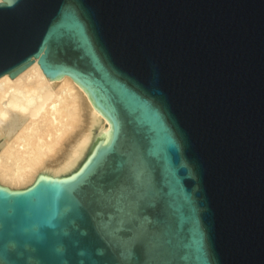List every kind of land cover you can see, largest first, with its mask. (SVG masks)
I'll list each match as a JSON object with an SVG mask.
<instances>
[{"label":"water","instance_id":"water-1","mask_svg":"<svg viewBox=\"0 0 264 264\" xmlns=\"http://www.w3.org/2000/svg\"><path fill=\"white\" fill-rule=\"evenodd\" d=\"M35 61L102 128L0 185V264H264V0H0V77Z\"/></svg>","mask_w":264,"mask_h":264},{"label":"bare ground","instance_id":"bare-ground-1","mask_svg":"<svg viewBox=\"0 0 264 264\" xmlns=\"http://www.w3.org/2000/svg\"><path fill=\"white\" fill-rule=\"evenodd\" d=\"M102 116L69 77L47 81L35 61L0 77V185L18 190L37 175L67 177L88 158Z\"/></svg>","mask_w":264,"mask_h":264}]
</instances>
